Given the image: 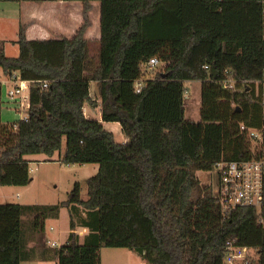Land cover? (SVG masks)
I'll return each instance as SVG.
<instances>
[{
	"label": "trees",
	"instance_id": "trees-1",
	"mask_svg": "<svg viewBox=\"0 0 264 264\" xmlns=\"http://www.w3.org/2000/svg\"><path fill=\"white\" fill-rule=\"evenodd\" d=\"M56 1L82 3L73 39L29 40L21 26L19 56L0 49V70L36 82L28 117L0 123V186H27L26 157L52 158L64 140V165L99 171L86 200L77 184L57 205H0V264H101L103 247L147 264H224L229 245L256 250L264 264V209L223 210L198 177L221 162L264 160V0ZM93 2L101 4L95 54L85 36ZM153 58L165 64L154 73ZM188 82L201 83L200 122L185 117ZM86 105L101 120L87 117ZM105 123H119L126 141ZM63 208L71 232L57 250L45 242L46 221ZM25 215L34 216L32 247Z\"/></svg>",
	"mask_w": 264,
	"mask_h": 264
},
{
	"label": "rangeland",
	"instance_id": "rangeland-1",
	"mask_svg": "<svg viewBox=\"0 0 264 264\" xmlns=\"http://www.w3.org/2000/svg\"><path fill=\"white\" fill-rule=\"evenodd\" d=\"M99 5V4H98ZM32 14L30 7H25L20 1L4 0L0 1V49L9 58L19 56V48L13 42L19 35V23L28 24L27 18ZM92 51L95 54L98 50L100 29L93 34ZM145 66H143V69ZM157 69L153 70V73ZM186 87L189 90L186 105V120L201 121V83L188 82ZM4 103L0 101V123L6 125L15 124L28 116L25 111H16V105L7 103L4 92ZM89 106V105H87ZM94 112V111H93ZM99 113H93L98 116ZM106 130L114 133L115 139L119 143L125 142V136L119 123H105ZM67 141L61 152L56 153L52 158L45 155L28 156L30 160V176L32 181L27 186H0V205L19 204L25 206H53L66 202L69 195L77 184L81 186V197L88 199V180L99 171L97 164L85 165H64L61 158L65 156ZM198 177L202 185H210L217 194L219 177L217 171L199 172ZM34 216L25 215L24 234L29 240V246H35L36 240L32 237V222ZM54 228V231H50ZM83 228L77 227L76 231L81 234ZM45 242L57 241L60 246L67 243L70 229V213L68 208H63L58 219L46 221ZM82 236V235H80ZM86 236V235H85ZM83 237V236H82ZM33 239V240H32ZM39 245V243H37ZM101 264H142L143 262L135 253L128 249L106 248L100 249ZM29 264H57V261L47 262L32 261ZM147 264V263H145Z\"/></svg>",
	"mask_w": 264,
	"mask_h": 264
},
{
	"label": "built area",
	"instance_id": "built-area-1",
	"mask_svg": "<svg viewBox=\"0 0 264 264\" xmlns=\"http://www.w3.org/2000/svg\"><path fill=\"white\" fill-rule=\"evenodd\" d=\"M19 1V0H16ZM56 1V0H45ZM264 16V10H263ZM161 66H165L158 58H153L146 65V69L153 71ZM36 83L23 79L18 73L12 75L5 74L0 70V101L3 104L5 92L7 103L16 105V111L29 113L31 101V86ZM49 82H43V88H47ZM142 81L136 84L137 92H141ZM234 83L226 85V88H233ZM263 114H264V82H263ZM28 117V116H27ZM26 117V118H27ZM25 118V119H26ZM245 131V126H241ZM253 137L260 141L261 135L252 132ZM216 171L219 177L216 197L223 210L252 207L259 210L264 209V160H247L221 162L217 164ZM54 231V228H50ZM73 231V233L78 234ZM89 233L87 228H83L81 234L85 236ZM50 247L60 250L57 241H48ZM261 258L258 252L248 247L229 245L227 247L224 264H260ZM29 264V263H25Z\"/></svg>",
	"mask_w": 264,
	"mask_h": 264
},
{
	"label": "crops",
	"instance_id": "crops-1",
	"mask_svg": "<svg viewBox=\"0 0 264 264\" xmlns=\"http://www.w3.org/2000/svg\"><path fill=\"white\" fill-rule=\"evenodd\" d=\"M4 1V0H0ZM16 1V0H13ZM25 7H30L32 14L27 18L28 24L19 23L20 27L26 28V36L29 40H51L59 38L73 39L83 25V6L80 2H63V1H43V0H19ZM99 4V5H98ZM90 27L86 32V39L93 44V34L100 29L101 39V4L93 2L92 10L89 14ZM19 27V31H20ZM18 39V38H17ZM17 39L13 42L16 44ZM18 46V45H17ZM19 48V46H18ZM20 54V48H19ZM92 89L94 95L96 85L93 84ZM94 111V112H93ZM85 115L89 118L101 120V115L96 109L85 106ZM93 113H99L93 116ZM126 141V139H125ZM28 159V157H26ZM29 160V159H28ZM142 264H145L144 262Z\"/></svg>",
	"mask_w": 264,
	"mask_h": 264
},
{
	"label": "water",
	"instance_id": "water-1",
	"mask_svg": "<svg viewBox=\"0 0 264 264\" xmlns=\"http://www.w3.org/2000/svg\"><path fill=\"white\" fill-rule=\"evenodd\" d=\"M43 1H45V0H43Z\"/></svg>",
	"mask_w": 264,
	"mask_h": 264
}]
</instances>
